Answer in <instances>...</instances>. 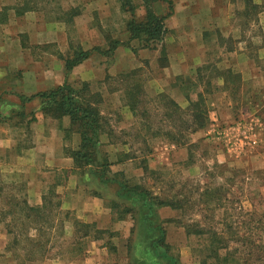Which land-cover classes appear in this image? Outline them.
Returning <instances> with one entry per match:
<instances>
[{"label":"rangeland","instance_id":"obj_1","mask_svg":"<svg viewBox=\"0 0 264 264\" xmlns=\"http://www.w3.org/2000/svg\"><path fill=\"white\" fill-rule=\"evenodd\" d=\"M56 2L59 0H55L54 3ZM228 3H230L231 9L234 8L232 21L228 19L225 25L220 23L210 33L204 34V41L210 45L208 46L209 54L207 57L203 56L202 59L194 57L191 62L194 64L191 68L192 75L191 71L187 70V75L193 78L185 85L172 83V78L170 83L163 85L162 92L150 95L153 93L145 80L150 76H158V72H155L154 67L144 68L142 66L122 72L110 81L107 80L104 88L99 86H97L98 88L94 86V88L104 92L111 87L123 89L127 80L125 79L124 82L121 78L123 79L125 76H129L130 81H140L143 89L147 85L146 91H143V95L137 99V111L134 118L128 121L122 117L121 113L112 117L120 126H123L125 121L132 123V130L125 136L122 135L121 139L131 137L132 142H135L130 147L119 148L117 166H112V169L114 171L126 170L127 176L141 181L143 185L163 197H170L178 190H184V194L190 197L187 213L184 217H180L178 212L174 218L190 224L198 221L206 228L225 227L226 224H231L234 227L232 229L234 232L230 233L228 232L230 230L225 228L223 236L229 240H240L232 241L230 248L237 246L239 251L246 254L248 249L243 245L241 238L250 237L264 242V229H255L257 221L260 219L264 226V216L261 217L264 213V167L254 168L252 166L259 159L252 153L257 154L264 151V143L255 152L254 148L242 151L241 148L228 145L224 139L226 135L233 136V131L230 134H225V132H221L222 127H216L218 129L208 134L210 123L203 130L199 129L193 133L188 127L190 119L184 112L188 106L187 92L192 99H196L197 93L204 89L210 122L215 121L214 119L217 117L232 116V114L238 118L241 110L243 113L248 110L255 112L260 108V113L246 116L244 120L242 119V123L248 126L249 133L252 130L257 132L259 129V135L264 139V108H262L264 106V82L243 84L242 73L237 71L240 67L232 66L228 59V51H232L240 39L248 41L252 36L250 41L264 44V33L262 32L264 0H253V3L249 5L245 0L241 5L238 0H229ZM166 6L167 11L168 5L166 4ZM138 11L137 9V14ZM81 19L83 22L81 24L85 25L86 18L81 17ZM99 20V16H92L90 23L96 25ZM220 22L222 21L220 20ZM224 27L232 29L231 35L226 37L227 33H224ZM109 36L108 38L114 40L113 36ZM132 42L133 47H136L137 41ZM70 43L73 46L80 45V38H72ZM222 46L226 49H222ZM102 56V66L107 70L112 63V57L104 54ZM260 65L258 71L252 72L255 73V76L264 77V64ZM229 69L233 73H229ZM107 76L111 75L107 74ZM218 76L240 77L233 78L226 90L221 83L222 79ZM163 77L165 78V76ZM75 82L77 85H72L80 88L82 82L79 79ZM179 85H181L180 88L173 89ZM90 91L100 95L102 99L99 92ZM245 92L247 94L244 95ZM172 100L178 103V108H175ZM121 101H125V94ZM250 101L252 102L251 108L248 106ZM109 103L110 99L106 104L102 100L100 107L104 105L103 109H106L105 106L109 109L112 107ZM227 104L234 106L231 114L228 112ZM108 125H105L106 129H108ZM246 136V140H249V134ZM140 137H145L143 142ZM18 141L20 146L16 148V151L28 149L27 147L32 145L31 136L25 133L19 137ZM175 144L183 145L180 146L182 150L178 152V149H175ZM172 145L174 147H171ZM11 154L15 156L16 152L12 151L6 153L5 156H0V264H85L89 252L94 249V241H97L95 246L99 247V250L107 245L108 253L105 255L106 257H103L104 261L110 256L111 258L112 256L113 258L119 257L117 249H110L114 245L111 239L120 240L116 238V233H118L114 229L116 225H100V228L107 231L100 233V239H95L96 226L84 228L83 224L90 222L84 220L81 213L75 214L72 210L62 208V195L57 193L55 186H50L46 191V200L49 205L41 210L42 217L33 216L31 220L19 214L22 213L19 210L22 205H17V203H21L23 200L28 201L27 194L30 184L27 177L18 178L16 170H14L16 164L13 167V162H8L9 159H12ZM129 158L132 160L127 162ZM260 165L262 164L260 163ZM216 188H219V191L212 195L216 198L212 199L209 204H202L198 201L200 192L206 189L216 190ZM218 196L221 197L220 201L216 200ZM28 204L33 207L42 205V203ZM7 211L10 213L6 214ZM46 221L47 224H52L51 228H46ZM166 226L167 240L172 246V252L180 255L181 264H199L202 250L207 244L206 240L196 235H186L178 221L168 223ZM127 229V222L119 223L120 231L126 232ZM87 230L88 237H85L84 234ZM112 232L114 236H110ZM114 246L116 247V245ZM141 249V247H137V255H134L139 257L138 251Z\"/></svg>","mask_w":264,"mask_h":264},{"label":"crops","instance_id":"obj_2","mask_svg":"<svg viewBox=\"0 0 264 264\" xmlns=\"http://www.w3.org/2000/svg\"><path fill=\"white\" fill-rule=\"evenodd\" d=\"M18 1L20 2V0H0V12L6 7L9 8L8 20L0 23V113L9 116L14 114V110L21 109L28 114V118L34 114L35 120L30 123L29 136L32 145L21 151H16V148L20 146L18 140L27 129L25 123L28 119L19 125H15V120L11 121V119L0 122V156L12 151L16 152L15 156L11 154L12 159L8 162H13V167L16 164L14 170L18 178L27 177L30 184L27 196L31 205L42 203L47 189L55 186L57 193L62 195V208L72 210L75 214L81 213L84 220L95 223L98 228L100 225H116L114 228L118 231L116 238L120 240L116 241L113 238L111 241L116 245L119 257L112 256V259L110 256L104 261L103 257L108 253L107 245L99 250V247L95 246L97 241H94V249L89 252L85 264H127L125 244L133 225L132 220L130 217L123 220L114 219L112 210L104 204V201L89 195L88 186L80 182V175L74 170V160L70 155L71 150L78 148L80 135L77 132H67L70 125L69 117L58 119L48 117L41 111V101L38 97L27 101L24 106L21 105V98L53 89L65 82L77 85L75 82L77 79L82 83L87 82L90 90L102 95L105 104L110 99L109 105H112L109 109L106 106V109H103L104 105L100 107L109 124L107 132L103 133L100 139L115 167L119 148L130 147L135 142H132L131 137L121 139L122 135L125 136L132 130V123L125 121L123 126H120L112 117L121 113L122 117L129 121L134 118V112L125 101H121L124 96V85L123 89L111 87L106 92L94 86L104 88L106 82L114 79L116 75L142 66L154 67L155 72H158V76L144 79L153 93L149 92L150 95L162 92L163 85L170 83L172 78V83L190 81L193 77L187 75V70L191 71L194 66L191 63L194 57L202 59L209 54L210 45L204 41V34L210 33L220 23L225 25L228 19L232 21L234 8L231 9L230 3L227 4L229 0H171L173 11L166 19L167 32L161 44L167 56L165 66L160 62L161 45L156 49L141 48L135 53L127 44L120 43L113 52L112 63L107 70L102 66V54L92 51L87 59L68 72L64 58L73 54L70 43L72 38H80V45L84 50H92L94 47L107 48L109 35L120 42H127L130 35L127 30L130 13L124 10L120 0H59L56 3L55 0H36L35 7L18 14L13 8ZM133 1L138 6V16L144 15L143 0ZM238 3L241 5L244 0L240 2L238 0ZM166 4L168 5L161 0L156 1L152 4V9L157 14H164L168 11ZM67 12L75 14L70 23L59 18L65 16ZM92 16L100 18L96 25L90 23ZM81 17L86 18L85 25L81 24L83 23ZM223 31L227 33L226 37L232 33V29L228 27H224ZM262 32L264 33V26ZM250 38L249 42L240 39L232 51H228V59L232 66L240 67L237 71L242 73L243 84L264 82V77L255 76L252 72L258 71V66L264 64V44L252 42ZM130 45L133 47V42ZM222 49L226 48L222 46ZM192 73L193 71L191 75ZM107 74L111 76L108 77ZM221 83L223 84L224 81L221 80ZM147 85L144 86V91ZM180 86L173 89L176 90ZM249 103L248 106L251 108L252 102ZM226 107L231 114L234 106L227 104ZM260 111V108L255 112L248 110L243 113L241 110L238 118L233 114L213 118L215 121L210 122L208 134L218 129L216 127H222L221 132L225 134L233 131V136L226 135L224 138L228 145L241 148L242 151L254 148L255 152L263 145L264 139L259 135V129L257 132L252 130L249 133L248 126L242 123V119L249 115L254 116ZM222 120L224 121L221 122ZM248 134L250 139L246 140ZM140 139L143 142L145 137ZM180 146H175L178 152L182 150ZM252 154L259 158L258 162H255L256 165L253 163L252 166L264 167V151ZM127 160L130 162L132 159ZM123 171L126 173V170ZM178 212L170 207L159 209V214L166 218H174ZM120 222H127L126 232L119 230Z\"/></svg>","mask_w":264,"mask_h":264},{"label":"trees","instance_id":"obj_3","mask_svg":"<svg viewBox=\"0 0 264 264\" xmlns=\"http://www.w3.org/2000/svg\"><path fill=\"white\" fill-rule=\"evenodd\" d=\"M120 1L124 10L131 15L127 22V30L130 34L129 40L120 42L117 39L108 38L107 48L94 47L92 50H84L81 45L73 46L72 44L73 54L64 58L68 72L87 59L92 51L112 57L116 46L120 43L127 44L135 53L138 49H156L158 45L162 44L167 32L166 19L173 11L171 0H161L168 3L169 6L168 11L164 14H157L152 9V4L159 0H143L145 13L142 16H138V6L133 0ZM245 1L247 5L253 3V0ZM36 4V0H20L13 8L16 9L18 14H21L35 7ZM8 9L6 7L0 12V23L8 20ZM74 15L67 12L65 16L59 18L70 23L73 21ZM134 40L137 41L136 47L130 45L131 41ZM160 62L163 66L167 64L166 51L163 45H161ZM228 72L233 73L230 69ZM125 77H123V80H127L123 89L125 102L135 115L137 99L143 95L144 89L140 81H130L129 76ZM239 77L218 76L224 81L223 86H225V89L233 78ZM182 84L185 85L186 82ZM204 92V89L199 91L196 99H192L188 92L186 94L188 106L184 109V112L190 119L188 127L193 133L199 129L206 128L210 123L209 110L206 108L207 98ZM36 97L40 99V109L46 116L56 119L64 116L69 117L70 125L67 132H77L80 135V144L77 149L70 151V155L74 160V170L80 175V182L88 186V194L102 199L104 204L112 210L114 219L131 218L133 225L125 244L127 264H181L180 255L172 252V246L167 240L166 225L177 221L184 228L186 235H196L206 240L207 244L204 245L205 248L202 250L199 264H264V242H260V239L241 238L243 245L248 249L246 254L239 251L237 246L236 248H230L231 242L235 239L229 240L223 234L225 228H228L230 233L234 232L232 231L234 227L231 224H226L225 227L213 226L206 228L198 221L190 224L176 220L177 218H162L159 214V209L163 207H170L179 211L180 217L186 215L190 197L184 194V190L180 189L170 197H163L143 185L141 181L127 176L123 170L114 171L112 169L114 164L111 162L109 154L104 149L100 139L101 135L107 132L105 125L108 124V119L102 114L100 109L101 96L91 93L87 82H83L80 88L65 82L53 89L39 92L33 96H23L21 105L24 106L27 101ZM172 103L175 108H178V103L173 100ZM28 117L24 110L18 109L14 110V114L9 116H3L0 113V122L11 119V121L15 120V125H19L25 123L24 121L28 119L25 123L27 126L25 134L30 135V123L35 120V116L32 114V117ZM217 191H219V188H216V190H203L199 194L198 201L202 204H209L212 199L216 198V196L212 197V195L217 194ZM216 200L220 201L221 197L218 196ZM18 204L22 205L19 209L22 213H18L31 220L33 216L42 217L43 213L41 210H44L49 205L46 195L43 196L41 206H30L27 200H23ZM7 213L10 212L7 211ZM263 216L264 213L261 217ZM257 223L255 229H264L261 219ZM93 226H96V224H83L84 228ZM51 227L52 224H47L46 221V228ZM94 231V238L100 239V233L102 234L107 230L96 226ZM87 232L88 230L84 234L85 237H88ZM110 236H114L113 232ZM137 247L142 248L138 251L139 257L134 255L137 252ZM110 249L116 250V247L113 245ZM203 251L208 252L204 253Z\"/></svg>","mask_w":264,"mask_h":264}]
</instances>
